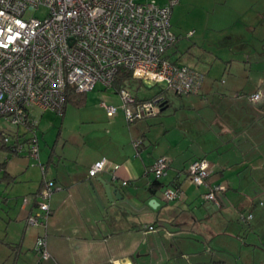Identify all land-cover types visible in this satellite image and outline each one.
I'll list each match as a JSON object with an SVG mask.
<instances>
[{
    "label": "crops",
    "instance_id": "0c3cea01",
    "mask_svg": "<svg viewBox=\"0 0 264 264\" xmlns=\"http://www.w3.org/2000/svg\"><path fill=\"white\" fill-rule=\"evenodd\" d=\"M217 3L218 11L207 14L205 21L220 33L213 44L232 56L222 65L225 77L219 83L207 77L200 88L205 108L214 107V130L208 134L199 129V144L190 141L191 153L184 151L188 144L175 152L185 136L177 132L166 150L150 158L148 145L155 141L145 144L149 129L127 122L122 111L108 116L104 110L109 118L104 131L109 134L107 143L80 151L67 171L62 170L65 161L53 160L52 150L42 159L38 145L39 161L47 166L45 176L57 185L45 226H26L34 207L22 201L42 185L41 170L35 161L29 162L36 159L25 152L21 157L0 151L7 155L0 161L5 162L0 184L5 183L7 190L6 194L0 190V206L8 209L5 216L0 214V264H34L35 240L42 234L50 257L40 264H264V180L244 172L250 165L259 169L264 164V0ZM245 52L255 53L251 61L238 56ZM255 92L260 97L252 101L250 95ZM135 139L142 140L138 148L133 145ZM213 149L208 158L206 153ZM160 156L169 160L159 179L164 186L151 193L147 189L154 178L150 167ZM101 158L119 165L116 179L108 170L88 174ZM198 158L209 162L207 184L225 186L218 208L203 200L207 185L196 186L187 179L189 163ZM3 171L7 180L1 179ZM122 180L127 183L123 185ZM103 181L120 189L122 198L133 206L119 198L109 201ZM167 186H179L182 197L165 199L162 190ZM151 198L156 200L154 207L148 204ZM242 213L252 216L243 222Z\"/></svg>",
    "mask_w": 264,
    "mask_h": 264
},
{
    "label": "built area",
    "instance_id": "2783aa9c",
    "mask_svg": "<svg viewBox=\"0 0 264 264\" xmlns=\"http://www.w3.org/2000/svg\"><path fill=\"white\" fill-rule=\"evenodd\" d=\"M179 0H0V116L12 129L0 128L2 143L12 148V155L25 152L36 159L43 174L41 187L33 195L23 197V204L32 203L34 210L26 217V226L46 225L51 214L49 200L57 189L52 178L45 176V165L38 158L36 124L30 119L31 109L62 113L66 90L71 86L77 93L92 90L97 84L113 87L119 68L131 72L132 78L160 84L176 94L199 93L204 75L186 64L169 61L163 53L175 42L171 30L172 8ZM40 7L43 17L30 14ZM115 89V88H114ZM115 91L121 104L102 100L100 105L108 116L120 109L131 123L160 112L164 95L139 100L121 85ZM258 92L250 95L256 101ZM22 129V130H21ZM29 136H25L26 132ZM141 139L133 141L138 148ZM26 146V148H25ZM25 148V150H24ZM169 165L167 156L157 157L150 171L161 178ZM119 165L105 158L95 161L88 169L90 176L108 170L113 179ZM210 165L198 158L189 163L187 179L200 186L207 185L203 200L220 206L222 183L208 185ZM126 180H122L125 185ZM167 200H177L182 189L164 187ZM251 213H242L247 222ZM145 228H152L145 225ZM36 261L50 257L45 235H38L34 244Z\"/></svg>",
    "mask_w": 264,
    "mask_h": 264
},
{
    "label": "rangeland",
    "instance_id": "374dc122",
    "mask_svg": "<svg viewBox=\"0 0 264 264\" xmlns=\"http://www.w3.org/2000/svg\"><path fill=\"white\" fill-rule=\"evenodd\" d=\"M155 1L158 3L166 2V0ZM179 2L172 8L173 12L170 17L171 30L176 35V40L163 53V57L169 61L186 64L199 70L204 74V81L207 77H211L212 81L219 83L226 75V71L222 70V65L223 63L226 64V57L230 58L232 55L221 51L219 47L213 44V40L218 38L220 33L208 26L210 21L208 20L207 23L205 19L207 14L215 15L220 5L217 0H179ZM29 13L37 17H43L46 14V9L40 7ZM202 34H205L204 39ZM240 54L238 53V56L245 61H251L255 55V53L251 52H245L244 55ZM207 70L210 71V74L207 73ZM124 87L138 98L149 99L160 93L167 100L164 108L158 114L131 122V124L137 122V124L146 127V130L149 129L146 133L145 144H148L149 140L155 141V145L152 143L148 145L150 158L166 150L167 145L171 144L170 139L177 132H181L185 136L176 144L175 152L178 151V147L182 149L188 144V149L184 151L191 153L190 149L194 148H191L190 141H196V144H199V129L207 130L209 134V130L213 131L215 128V110L214 107L205 108L204 102L200 100L201 93H203L202 89L199 93L176 94L171 90L163 89L160 84L135 78H130L124 84ZM79 95H84L85 101L80 105L68 102L63 113H56L52 110L40 112L37 108L31 109L30 118L36 124L41 158H45L51 150L54 151L53 160L65 161V166L62 167L63 171H67V167L71 166L76 157L79 156L80 151L88 150L89 148L94 149L99 143H107L109 134L104 131L108 129L107 120L109 118L106 117L100 102L104 100L106 103L121 104L120 97L113 87L103 88L97 84L94 89ZM120 112L121 110L119 109L117 113L121 114ZM114 118L116 122L118 121L117 123L127 125V122L122 118ZM0 128L7 129L8 132L12 130L9 122L2 116H0ZM254 134L256 138H259L260 133L255 132ZM24 135L29 136L30 132L28 131ZM226 146L225 144L224 147ZM214 152L215 149L208 151L206 156L211 158ZM23 153H19V156L23 155ZM5 157L7 155L0 152V161ZM33 161L36 162L33 159L29 162ZM43 164L47 168L45 162ZM29 169L34 170V166L30 164ZM244 172H252V176L254 175L264 180V164L259 169H253L250 165ZM150 175L154 176L153 173ZM3 184H0V190L6 194L7 190ZM262 201L264 203V198ZM129 204L132 205L131 202ZM0 207L3 208V211L0 209V214L5 216L8 209L3 205ZM7 249L10 252L14 250L11 247H7Z\"/></svg>",
    "mask_w": 264,
    "mask_h": 264
},
{
    "label": "trees",
    "instance_id": "16d2710c",
    "mask_svg": "<svg viewBox=\"0 0 264 264\" xmlns=\"http://www.w3.org/2000/svg\"><path fill=\"white\" fill-rule=\"evenodd\" d=\"M130 78H132L130 71H128L125 68H119L117 73H116V75H115V78H114L113 88L117 89L121 85L126 84ZM79 94L80 93L75 92L74 89L71 86H68L67 90H66L64 108H65V106H66V104L68 102H72V103H74L76 105L82 104L85 101V96L84 95L80 96ZM160 95H162V94L158 93L157 95L153 96L152 98L158 97ZM152 98H149V99H152ZM138 99L139 100H148L146 98H138ZM166 102H167V100L165 101V104H166ZM165 104L163 105V107L165 106ZM63 111H64V109H63ZM0 151H6V152H9V153H12V148L10 146L2 143L1 137H0ZM4 167H5V162H1L0 163V168H4ZM8 178H9V176L7 175V173L3 171L2 175H1V179L7 180ZM159 179L160 178H155L154 177L150 181L149 185L147 186V189L151 193H155L158 189H160V188H162L164 186L163 183L160 182Z\"/></svg>",
    "mask_w": 264,
    "mask_h": 264
},
{
    "label": "water",
    "instance_id": "95a60500",
    "mask_svg": "<svg viewBox=\"0 0 264 264\" xmlns=\"http://www.w3.org/2000/svg\"><path fill=\"white\" fill-rule=\"evenodd\" d=\"M165 104V101H162L160 103V106L162 107L161 109H163V105ZM103 186H104V191H105V195L107 197V199L109 201H112L114 198H119L120 200H126V202L130 203V200L129 199H124L122 198V195L120 193V189H118L117 187H111V184L107 181H103ZM156 202V200L154 198H151L149 201H148V204L152 207H154L153 205V202Z\"/></svg>",
    "mask_w": 264,
    "mask_h": 264
}]
</instances>
